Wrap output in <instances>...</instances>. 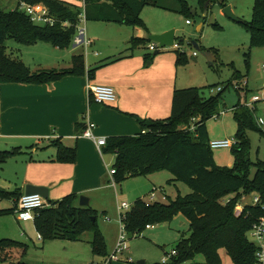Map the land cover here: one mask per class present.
Wrapping results in <instances>:
<instances>
[{
  "label": "trees",
  "instance_id": "trees-1",
  "mask_svg": "<svg viewBox=\"0 0 264 264\" xmlns=\"http://www.w3.org/2000/svg\"><path fill=\"white\" fill-rule=\"evenodd\" d=\"M16 1L17 5L13 9L0 7V83L39 85L66 75H84L86 67L82 54L72 56L71 66L68 68L32 72L21 60L11 57L4 45L7 39H12L21 45L46 42L60 48L68 47L76 34L80 7L62 0ZM21 1L45 5L56 22L53 25L34 24L19 8L18 3ZM82 1L86 21L112 22L132 27L145 28L140 13L146 5L191 14L187 0ZM217 3L218 0H198L201 10L206 4L209 9L210 5ZM219 5L223 7L226 3ZM64 22L66 25L62 24ZM248 30L249 46L263 47L264 0L254 1ZM176 40L182 44V40ZM149 42L147 38L139 37L131 40L133 47L144 46ZM174 52L178 65L186 61L184 51ZM151 56L149 53L146 58ZM96 69L97 67L87 72L92 76ZM236 92L238 93L237 90ZM218 105V95L202 98L196 87L176 89L173 93L172 110L167 118L141 120V128L145 132L107 137L106 144L102 147V153L115 154L112 164L115 181L166 170L172 175L171 180L183 182L191 188V193L177 196L174 200L168 199L167 202L137 199L125 213L124 226L128 237L141 233L147 224L169 222L177 213L185 216L188 229L175 243L177 254L170 264H182L186 261L191 264H221L222 252L228 255L233 264H254L255 247L247 233L252 223L264 215V161L252 162L249 158L250 142L246 129L254 127V124L250 109L239 101L233 106L237 123L234 136L236 142L231 146L233 166L221 167L215 164L205 122L214 115ZM191 118L195 120L191 121ZM189 124L194 126L193 130L187 126ZM56 145L57 161H74V148ZM21 152L19 147L0 152V163ZM252 165L255 171L251 175ZM21 195L18 191L7 192L0 189V197L15 198V203ZM245 195L257 196L259 202L244 204L242 213L236 216L234 208L240 197ZM76 198L75 194H70L60 200H48L49 205L40 209L33 219L36 230L42 240L67 241H77L84 232H89L92 253L105 256V243L97 225L96 212L89 206H77L74 202ZM12 212V208L2 209L0 216ZM14 248H21L22 255L26 252V245L23 243L8 238L0 239V259H6ZM198 256L202 257L201 261L197 259ZM13 264L29 263L18 260Z\"/></svg>",
  "mask_w": 264,
  "mask_h": 264
},
{
  "label": "crops",
  "instance_id": "crops-1",
  "mask_svg": "<svg viewBox=\"0 0 264 264\" xmlns=\"http://www.w3.org/2000/svg\"><path fill=\"white\" fill-rule=\"evenodd\" d=\"M213 5L208 8L211 9ZM205 7V11L204 8L201 10L204 16L209 10L207 4ZM212 19L211 17V22ZM94 22L105 24H89L90 37H86L91 41L90 46L94 44L95 49L87 52V48H84L86 55L77 51L82 46L74 43L71 48H60L46 42H36L6 51L11 57L21 60L32 72L68 68L71 66L72 56L82 54L86 72L80 76L66 75L56 81L39 85L0 83V152L15 147L22 151L0 163V189L25 194L26 185L43 186L48 189V200L56 201L75 194L77 198L74 202L77 206H80L79 196L83 195L88 198V206L97 215L98 210L105 212L109 209L114 212V208L107 207L106 202H113V194L118 195L114 176L109 173L115 154L100 152L92 140L80 136L83 125L87 121L93 122L94 134L105 138L135 135L142 131L141 120L167 118L172 110L174 91L185 88V85L178 83L177 56L173 49L167 47L157 54L152 51V56L146 58L149 54L147 45L133 47L131 43L133 37L148 39L151 33L169 30V24L164 21H159L156 25L148 22V26L142 28L112 22ZM192 41L189 40L191 46ZM194 42L196 43L195 40ZM196 45L198 47L197 43ZM202 54L209 64L214 63L212 51H202ZM115 58L118 59L112 61ZM192 59L196 60L194 55ZM95 67L97 69L90 76L87 71ZM94 84L113 87L116 100L110 104L94 102L88 93V85ZM222 137L221 135L208 139L210 141ZM56 144L74 148V161H57ZM154 173L156 172L144 176H152ZM112 178L115 184L110 182ZM162 191H156L155 194L157 196L160 193L161 200L164 195L165 201L168 197ZM150 192L144 194H148L149 198ZM142 195H139L138 199H142ZM119 203L121 202L117 201V212ZM11 208L21 230L29 232L35 224L33 220L21 221L17 218L14 212L15 198L0 197V210ZM102 221L110 223L111 219L103 216ZM150 225L151 227L145 228L154 229L155 226ZM98 228L103 239L106 238L109 233L105 227ZM88 233L84 232L81 239L74 242L89 246L92 256L89 264H135L129 257L130 252L126 244V249L119 259L107 261L112 253L109 254L111 250L106 246L105 239V256L94 255L89 242L91 234ZM135 236H140V233ZM19 238L24 239L22 233ZM161 248L166 253L165 246L162 245ZM17 249L14 248L11 252L18 256L15 261L23 260L33 264L27 259V245L23 255ZM41 260V264H49L44 262L43 258ZM84 262L74 264H85ZM136 264L146 263L138 261Z\"/></svg>",
  "mask_w": 264,
  "mask_h": 264
},
{
  "label": "rangeland",
  "instance_id": "rangeland-1",
  "mask_svg": "<svg viewBox=\"0 0 264 264\" xmlns=\"http://www.w3.org/2000/svg\"><path fill=\"white\" fill-rule=\"evenodd\" d=\"M62 1L75 4L82 10V0ZM254 1L225 0L226 5L230 6L239 22L224 15L219 4H214L204 16L198 0H187L189 7L196 10L195 14L186 15L167 12L147 5L141 12V18L145 25L148 26V22L156 25L159 21H164L170 25V29L175 31V37L182 40L181 50L186 54V61L178 65V83L185 85L183 86L185 88L196 87L202 98L218 95L219 105L214 112V115L217 116H211L205 122L209 139L221 135L223 136L222 139L234 138L237 132V123L234 119L232 107L240 101V104H243L248 110L250 109L254 127L246 129V135L250 142L248 155L252 162L264 161V46L250 47L248 30ZM16 5V0H0V7L6 10L13 9ZM211 17L213 18L212 22ZM186 20H190L191 24H187ZM89 24L104 26L105 23L82 21L79 26L85 28L87 37H90ZM198 26H200L199 29ZM190 39L195 40L198 47L191 46ZM4 45L7 52L13 47H22L21 44L12 39H7ZM90 49H95L94 44L89 45L86 51L88 52ZM77 51L86 55L84 47L79 48ZM193 51L196 54H193ZM202 51H212L214 53L215 61L212 65L206 61ZM148 53H152V51H148ZM193 55L196 60L192 59ZM231 83L237 85V88L234 89ZM218 87L222 89L219 94ZM253 95H257L258 100L252 103L254 108L251 107V109L244 102L251 100ZM221 111L223 113H220ZM196 117L198 116L196 115ZM259 118L261 119L260 124L258 123ZM212 153L216 165L221 167L233 166L232 148H217L213 149ZM254 171L255 168L252 165L251 175ZM154 174L152 176L126 177L116 181L118 195L113 194V202L110 200L106 202V206H112L115 213L112 210L109 211V209L105 212L103 210L97 211L98 227L101 229L104 226L109 233L104 238L106 246L110 247L111 250L109 254L115 250L119 238L117 201H125L132 206L139 195L143 194L142 199L148 202V194L144 193L152 191L153 188L163 190L169 200H174L177 196H184L192 192L191 188L185 183L171 180L172 175L166 170H160ZM112 180L114 179L112 178L110 182ZM159 195L160 193L157 194L158 201L167 202L168 199L163 201L160 199L161 195ZM251 198L252 195L241 196L238 202L241 205L250 203ZM103 216L111 219L110 223L103 222ZM153 225L155 226L154 229L145 228L140 236L128 237L126 240V247L130 252L129 257L135 264L138 261H144L146 264H161L162 257L165 255L161 246H165V251L169 252L180 235L188 229L187 219L182 213L174 215L169 223L161 222ZM20 233L24 236L23 240L19 238ZM3 237L27 245V259L33 264H41L42 258L44 262L46 261L49 264H74L79 261H85V264H89L92 258L89 246L84 243L60 239L39 240L35 226L29 232L21 230L12 213L0 216V239H3ZM17 250L20 253L22 252L21 248ZM221 256V264H233L225 252H222ZM16 257H18L16 253L9 254L6 259H0V264H13ZM97 259L94 258V260ZM197 259L201 261L202 257L198 256Z\"/></svg>",
  "mask_w": 264,
  "mask_h": 264
},
{
  "label": "built area",
  "instance_id": "built-area-1",
  "mask_svg": "<svg viewBox=\"0 0 264 264\" xmlns=\"http://www.w3.org/2000/svg\"><path fill=\"white\" fill-rule=\"evenodd\" d=\"M18 6L21 10H23L30 20L37 25H53L56 22V18L50 14L48 8L41 4H30L26 2H19ZM85 20L84 15V5L82 4V10L78 16V24L76 26V34L73 38V43L77 46H82L85 49L91 44V41L86 37L85 28L80 27L79 24ZM186 23L189 24L190 20H186ZM63 25L66 23H62ZM148 51H155L158 46L154 42H149L147 44ZM167 47L160 48V50H164ZM169 49L173 50H181V44L174 39L173 45L168 47ZM193 54H196L195 52ZM264 69V66H263ZM233 88L236 89L237 85L233 84ZM221 87L217 88V91H220ZM88 93L93 99L94 102L99 104H110L116 100V92L113 87L109 85H102V84H94L88 85ZM258 100L257 95H253L252 99L248 102H244V104L248 107H253L252 103ZM254 108V107H253ZM252 109V108H251ZM220 113H223L222 111ZM214 117L217 115H213ZM195 118H191V121H194ZM258 123H261V119H258ZM95 124L91 121H87L84 125V128L80 134V136L92 140L98 150L102 152V147L106 144V138L103 136H97L94 134ZM193 130L194 126L191 124L189 127ZM142 132H145L142 130ZM235 138H223V139H215L209 141V147L211 149H219V148H231L233 144H235ZM110 175L115 173V169L113 167L109 170ZM112 184H115V181L112 180ZM156 191H162L161 189L153 188V190L149 193V201H158L156 196ZM163 193V191H162ZM164 194V193H163ZM165 199V196H162V200ZM259 202V198L257 196H252L251 202L252 204H257ZM246 204V203H245ZM49 203L46 199H44L39 194H22L15 203L14 212L17 218L21 221H28L33 220L37 212L48 206ZM244 204H240L238 202L234 208V214L239 216L242 213ZM130 204L127 202H121L118 205V216H119V238L116 244L115 250L112 252L110 256H108L107 261L109 260H117L119 259L120 255L126 249L125 244L127 240V234L125 231L124 226V217L126 211L130 209ZM264 208V207H263ZM146 228L151 227L150 224L145 226ZM248 239L255 247L254 252V264H264V215L257 218L253 223L251 228L247 233ZM41 239V236L38 235ZM177 251L175 248L171 249L169 252H166L165 255L162 257L161 264H170L172 259L176 256ZM182 264H191V262L186 261Z\"/></svg>",
  "mask_w": 264,
  "mask_h": 264
},
{
  "label": "water",
  "instance_id": "water-1",
  "mask_svg": "<svg viewBox=\"0 0 264 264\" xmlns=\"http://www.w3.org/2000/svg\"><path fill=\"white\" fill-rule=\"evenodd\" d=\"M224 2L225 0H218V4H222ZM205 8L206 7L204 6V11ZM190 12L194 14L195 10L190 9ZM222 13L227 17H229L231 20L239 22V19L233 14L229 5H225L222 7ZM174 38H175V31L173 29L166 30L162 33H156V34L151 33L148 35V40L156 43L158 46V48L153 52L154 54L159 53L160 48L171 47L173 45ZM192 44L193 46L197 47L194 41H192ZM25 194H39L44 199L48 200V189L43 186L26 185ZM88 204L89 201L86 196L83 195L79 196L80 206H88Z\"/></svg>",
  "mask_w": 264,
  "mask_h": 264
}]
</instances>
